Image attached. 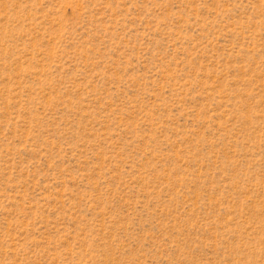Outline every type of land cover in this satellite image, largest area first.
Segmentation results:
<instances>
[{
  "label": "rangeland",
  "instance_id": "obj_1",
  "mask_svg": "<svg viewBox=\"0 0 264 264\" xmlns=\"http://www.w3.org/2000/svg\"><path fill=\"white\" fill-rule=\"evenodd\" d=\"M0 264H264V0H0Z\"/></svg>",
  "mask_w": 264,
  "mask_h": 264
}]
</instances>
